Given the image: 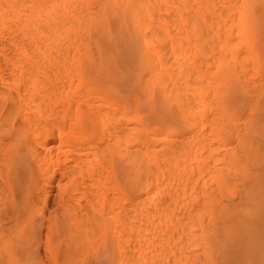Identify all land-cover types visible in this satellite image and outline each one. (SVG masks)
Segmentation results:
<instances>
[{"label":"bare ground","instance_id":"6f19581e","mask_svg":"<svg viewBox=\"0 0 264 264\" xmlns=\"http://www.w3.org/2000/svg\"><path fill=\"white\" fill-rule=\"evenodd\" d=\"M157 1L158 0H0V219L4 218L6 216H8V218L14 216L13 215L14 209L10 208V206H13L14 194L17 196H21V197L23 196L22 195V192H23L22 189L23 188L21 189V186H22L23 182L25 181L26 176H28L29 173H30V175L31 174L34 175V174L40 172L41 175H43L50 167H52L49 169V170H52L51 171L52 174L47 172L49 174L48 177H52L54 174H56V173H54L56 171L54 169H58L60 171V174L62 177H68V178H66L67 181L65 180V182L69 183L70 177L73 180H75L74 177L76 175H78V177H79V175L81 174V172L83 170V168H82L83 164L82 163L87 161L86 163L89 164V166L87 168H89V169H88V171L86 170L87 173L84 171V174H82L81 178L79 177L78 179H81V181H82L84 179V177L85 176L87 177V175H88V178L85 177L86 178L85 180L87 181V179H88V181H89L90 180L89 179V177H90L89 173L90 174L91 173L97 174L98 177L103 175L101 170L99 171L100 173L98 171H97L98 173L96 172L98 167H94L97 169H95V172H92L94 169L92 167H90V163L93 164V161L91 162L90 158H89V160H86L88 158L84 157L85 155H87L85 153L89 154L92 151L88 152L87 150H85L86 151V152L84 151L85 153H81V154L78 153L79 150L77 151L76 149L78 148V146H80V143L77 144V148L75 149L77 152L75 150H68L69 148L66 151H64V150H61L62 147H61V149L59 148L60 150H57L58 146L59 147L63 146V143L68 141L67 140L68 138H66V137H68V135L71 132L72 133L70 135L73 137L72 134H74L73 133L74 131H72V127L74 128V125L71 124L73 121L70 122V124H69L70 126L69 127L67 126V127L69 129H71L70 130L71 132L69 131V129H67V131H69V134H67L66 125L69 122H67V124L65 125L66 116L64 115L63 112L61 113L62 116L60 115V117L56 115L58 113V111L61 110V109L58 110L56 108V106L58 105V103H60V105L63 104L64 107L67 105H71L73 103V101H72L73 98L71 97L72 98L71 99L70 97L64 96L63 99L59 100L58 97H60V96H58L54 100L55 104H57L54 107V101H52L53 102L52 103L50 101L51 100L50 97H49V99H47L46 97L44 99L43 98L41 99V96H44V94L43 95L40 94V96H38L39 94H37V92L40 90L35 89L37 85L35 86V84L34 83L32 84L31 81L35 77H37V78L40 77L41 74L43 77H44L43 74L48 75L49 72L51 74V71L54 72L53 74L55 76V70L54 69H56V70L58 69L57 70L58 72H59V70L61 71V69H62V72H63V69L68 70V72H70V73L74 70L73 72L77 71V73L75 72V74L79 73V75L81 77L85 76L87 78L88 77L89 78H95V77L103 78L104 76L106 77V75L108 74V70L110 69L108 67V65L111 64L112 61H114V60L117 61L116 58L119 56L120 51L123 49L125 44H128V42L131 43L132 46H134L133 47L135 49L134 56H135L136 60L138 61V63H140L148 73H150L154 78L157 79V77L162 72L160 73V71H159L160 69L156 68L157 64H155V63H158V62H156L155 59L158 58V60H159V57H157V55H158V53H161V55H162V52H164V54L166 53V55L163 54V58H165L164 56L169 57L168 56L169 52H167V49H166L167 46L163 45V44L161 45V42L164 39V37H166L165 31H167V28H168L167 26H169L170 23H172V25L176 24V22H174V21H175V18H177V14L173 15L171 13L172 14L171 15L170 12H168L169 10H167V8H166V7H168V6H166L168 3L166 5H164V6H166L164 8V7H162L163 5H161L160 2H159L160 3L159 4ZM20 5H21V7H20ZM171 5L173 6V4H170V7H171ZM171 8L173 9L175 7L173 6ZM162 12H164L165 14H163ZM183 13L184 12H182V14ZM179 18H180V16H179ZM189 18H191V17H189ZM176 20H178V18ZM18 23L20 25H18ZM180 23H181V21H180ZM182 23H185V22H182ZM187 24H189V23H187ZM75 25L76 26L82 25V28H80V30L81 29L83 30V28H84L83 31L85 32V30H86L88 33V36H86L87 33L85 32L86 38L80 39L78 37L80 39L79 42L78 41L76 42L77 34L74 31ZM7 26H10L11 28L9 27L10 29L6 30ZM77 28H78V26H77ZM186 30H187V28H186ZM88 37L89 38L91 37V38L89 39ZM176 40H179V39H176ZM108 41L109 42L111 41V43L114 42L115 44H111ZM166 41H167V39H166ZM172 43H174V42H172ZM105 45H108V46H105ZM111 45L115 46L113 52H110V50L109 51L105 50V48L110 47ZM187 46H188V44H187ZM183 47H184V44H183ZM173 50H174V48H173ZM182 53L183 52H181V54H180L181 57H182V55H184V53L183 54ZM161 59H162V57H161ZM167 59L168 58H165L164 60L167 61ZM164 60H163V63L166 62ZM174 60H175V58H174ZM125 62H127V61L125 60ZM159 62H161V61H159ZM171 62H172V60H171ZM175 62H173V63H175ZM162 65H164V64H162ZM171 66L174 67L175 65L172 64ZM170 69L171 68H169V70ZM178 69H179V67H178ZM162 70H164V69H162ZM164 71H166V70H164ZM59 73H61V72H59ZM165 74H168V73L166 72ZM72 75H74V74H72ZM42 76L39 79H34V80L39 81L40 79H44V78L46 79V77L42 78ZM59 76L62 77L61 75H59ZM161 76H162V74H161ZM23 77H25V78L31 77L32 78V79L30 78L31 81L26 79L27 82L29 81L28 86L26 85L27 82H25V80H23V79H25ZM60 77H58V78H60ZM76 77H77V75H76ZM153 77H152V80H153ZM147 78H149V77H147ZM79 80L80 79H78V81ZM192 81H194V79H192ZM32 82H34V81H32ZM43 82L45 83V81H43ZM70 82H71V79H70ZM170 84H172V83H170ZM47 86H48V83H47ZM180 87H182V86H180ZM174 88H175V86H174ZM197 88H199V87L197 86ZM45 89L46 88H44V90ZM48 89H49V87H48ZM51 89H52V87H51ZM35 90H38V91L36 92ZM179 90H177V91H179ZM169 91L172 92V90H170V89H169ZM35 92H36V97L38 96L40 98L34 97ZM110 92H112V90ZM184 92H186V91H184ZM43 93H44V91H43ZM176 93H179V92H176ZM65 94H66V91H65L64 95ZM167 94L169 97V93H167ZM184 94L180 93L179 96L178 95L176 96V94H175V96L173 97L174 101L172 98H171L172 99L171 101H173L174 104L176 103L177 106L179 105V107L182 106L180 115L187 121V123L191 127L190 130H186V132H185L187 135V138L185 136H182L181 132H178L175 130L162 131V132H155V130H152L151 133H153V135H152L153 137L150 138V137H148L149 136L148 132L150 130H144L143 129L144 127L142 128L141 126H139L141 124H137V122L135 120L136 119L135 115H137V114L134 115L135 119L131 118L133 116V114H131L132 116L130 115V117L128 118V114L126 116V114H123V113H122V116H120L118 118H114L112 116H111L112 117L111 118L110 116L105 115V114H109L108 111H104L107 113H104V115H103V113L98 114V116H99L98 120L100 122L98 121L99 123L94 127L97 139H98V141H101L102 144L95 143L92 141L95 144L92 145L91 143H89V145H90V148H92L91 146H93V148L101 149L104 152V153L103 152H101V153L104 155L106 154L105 150L107 147L110 148V151L112 149V151L115 152L113 155L111 153H108L105 156H103L102 154H99V151H101V150H98V154L102 155L101 158H103V160L105 158H107V159L117 158L119 160V165H117L116 168H114V170L116 169L117 173L125 179L124 180V186H126L127 188H129L130 190L133 191V195L130 197V200H129V203H130L129 204L130 209H128L129 211L132 210L131 208L135 209L136 207H138V204L142 200H144L148 197H150V199H151L149 202L150 203L149 206L150 205L152 206V203H153V205L154 204L156 205L157 196L160 195L159 197H161V195L164 196V194H166V192L168 193V196L166 194V197H168L167 201L166 200L160 201L161 198H159L160 200H158V199L157 200H158L159 204H162V206H160L161 208L159 207L160 210L161 209L165 210V208H163V207L164 206L167 207V204L169 206V210H168L169 212H167V214L169 213V215H167L165 213L166 211H163V210H161V211H163L162 213H165V215H167V217L164 216V218L168 219V222H169L168 227H170L169 229H167L168 228L167 226H166L167 228H165V230L166 229L169 230L170 241L172 242L170 248L169 249L167 248L168 252L171 254V256L170 255L169 256L172 257L170 264H231L229 262V259L232 257H235L239 253L238 251H236V246L234 244L235 239L233 240V235L235 236V234H236L235 233L236 230L234 229V226H235L234 224L235 223L238 224V222L239 223L241 222L240 225L244 226L243 227L245 229L244 231H246L247 233H250V230H251L250 228H252V227H249L250 222L246 223V221L248 219H251V216H253L254 214L255 215L258 214L259 211H258V207H257V209H255L254 208L255 206L251 203V196H252L251 190L252 189H250L251 184L248 183L250 180H251V182L253 180L250 178V177H253L252 175L255 172L253 166L250 167L251 168L250 172H249L250 174L248 173L247 168L243 167L244 165L243 166H241V165L235 166V168L238 167V169H240V168L245 169L244 171H246L248 174H246V172H243V173H245V176L242 173H240V174H242L244 177H246V175H247L246 179L243 178L242 175H238V173L235 172V171L238 172V169L235 170L234 168H231L230 169L231 171L228 169L230 167H233L231 165H233V164L235 165V163L238 164V162L243 161L245 158H247V155H246L247 151L243 147L244 146L243 143L246 142L245 140H247V139H249V141H251L249 143V141L247 140V144L254 143L252 136H251V132H253L254 130L251 131L250 127H248V126H247L248 129H246L245 127H241V129H239L238 127H234L233 124H232L233 127H230L229 125L228 126H219L217 124L218 122L214 123V122H216V121H214L213 123L209 124V131L206 134L205 133L203 134L202 131L204 129V124H205V122H204V119L206 118L205 115H207L209 111L206 110V108H205L206 106L203 107L205 109H201V106H199L200 108H198V106H196L195 104H194L195 105L194 106L192 103V100H191V104L187 105V103H185V101L187 102L188 100L185 99L186 95L184 97L183 96ZM45 95H47V94L45 93ZM61 95H62V93H61ZM165 96H166V94H165ZM52 98H54V97H52ZM85 102H86V100H85ZM79 103H80V101H79ZM74 104H76V103H74ZM77 105H78V103H77ZM97 105L99 106V104H97ZM85 106H89V105H85ZM93 106L96 107V104ZM100 106H102V104ZM91 107L92 106H90V108ZM179 107L177 108V110H179L178 112L180 113ZM62 108H63V106H62ZM65 108H63L62 111ZM68 108L71 109V107H69V106L66 109H68ZM96 108H98V107H96ZM66 109H65V111H67ZM100 109H102V108H100ZM209 110H211V109H209ZM74 112H77V111L74 110ZM109 112H111V110ZM67 113H69V112H67ZM73 114H72V117H75L74 120H76L77 119L76 113H75V116H73ZM94 114H96V113H94ZM210 114H211V112H210ZM225 114H227V113H225ZM100 115H103V116H100ZM213 116H215V115H213ZM213 116H212V118H214ZM216 116L218 118L220 117V115L219 116L216 115ZM103 117H104V119L100 120ZM131 119L135 120V122H132ZM211 120H213V119H211ZM224 120H226V119H224ZM128 121H131L132 123H129L128 124L129 125L128 130L123 132L124 131L123 128L127 127V126L125 127V125L128 123ZM236 121H237V119H236ZM243 121H242V123L244 125L246 122L244 123ZM227 122H226V124H229ZM73 124H74V122H73ZM71 125H72V127H71ZM105 127H106V129H105ZM140 127H141V129H140ZM257 127H258V125H257ZM242 128H245V129H243V132L241 131ZM142 129H143V131H145L144 134H143V131H142V133L140 132ZM105 130H107L108 134L106 133ZM200 130H201V132H200ZM132 131H134V132L139 131L138 133H141L143 135L139 139V141H140L139 145H138V138L140 137L139 135H138L139 137H136V138L135 137L128 138V136H126L128 132L130 133ZM122 133L126 134V135L124 134V136H126L127 141H126L125 137L123 135H121ZM198 133H200L201 135H199ZM66 134H67V136H66ZM132 136H134V134ZM198 136H201V137H198ZM76 137H78V136L76 135ZM112 137H114L116 139L113 140ZM182 137H184L186 139L183 140ZM65 138H66V140H65ZM105 138L106 139L111 138L112 142L113 141H115V142H113V144H108L111 141L108 142L109 140L107 141ZM148 138L151 139L152 142L151 141L150 142L152 144L149 143ZM136 139H137V141H136ZM191 139L192 140L199 139L201 141H199V143L197 145H195L194 143H191L192 147H190L191 145L187 146L186 143H188L189 142L188 140H191ZM225 139H229L231 141V143ZM121 140L123 142H126V143L124 144ZM167 142H169V143L171 142L169 144L170 147L165 148L168 151L166 150L167 151L166 154L162 156V154H164V152L162 153V151H161L162 149L160 150V148H158V146L156 147L155 143H159V144H163V145L166 143V146H167L168 145ZM67 143H69V142H67ZM67 143H66V145H67ZM72 143H70V144H72ZM77 143H78V141H77ZM195 143H197V142H195ZM260 143H257L255 141V144H256V146L258 145V148H260ZM193 144H194V146H193ZM255 144H254V146H255ZM89 145L87 144V149H88ZM137 145L139 148H136ZM85 146H86V143H85ZM85 146H83L81 148H84ZM252 146H251V148H252ZM72 147L74 148V146H72ZM75 147H76V144H75ZM248 148H249V146H248ZM55 150H56V153L53 152ZM95 150H97V149H95ZM263 150H264V148H263ZM159 151H161V153H162V154H160L162 156V158L163 157L164 158L169 157L170 160L173 159V161L171 160L172 162H170V163L168 161L166 164L164 163V165H165V166H163L164 169L161 168V166H160L161 162L156 163L157 165L155 164L157 166V168L154 167L155 165L152 166L153 163H151L152 165L151 164L150 165L152 168L154 167L155 171L150 172V168L144 166L143 162L146 161V163H148L147 161L151 162V161H155V160L156 161L160 160V158H159L160 155L158 154ZM95 152L96 151H94L91 154H93V156H94V155H96ZM216 154H219V156L221 155V157L215 156ZM114 155H116V156H114ZM89 156H90V154H89ZM90 157L92 158V156H90ZM166 158H165V160L168 159V158L167 159ZM107 159H105V162H107V164L108 163L110 164V162H108L109 160H107ZM246 160H248V159H245L244 162ZM68 161H70V163L64 164L65 162H68ZM175 161H176V163L173 166L172 164H174L173 162H175ZM210 161L213 162L212 165H208V164H211V163H209ZM218 161H223L225 164L227 163L228 164L227 166L229 168L226 169L223 166V168H225V170H226L225 171L223 169L221 170L222 167L221 168L219 167L220 168L219 170L222 171L223 174L218 170L219 173H221V174H219V173L218 174L221 176L218 178L219 180L217 179V181L215 182V184H214L215 187H214V185L211 187L210 184H209L210 185L209 188H207L206 185L201 187L202 184H205V179H204V182H202L203 179L200 176H202V173L204 175L205 171L207 173H209L207 170H210L211 168H214V170H215V164L218 163ZM103 162H102V164L100 163V165L106 167L107 164L104 165L105 162H104V164H103ZM114 162L116 163V161H114ZM244 162H242V163H244ZM48 163L50 164L49 165L50 167L47 166ZM97 163L98 162H95L94 165L97 166L99 164V163L98 164ZM85 165L86 164L84 163V167L87 166V165L86 166ZM100 165H98V166H100ZM247 165H249V161H248ZM184 167L185 168L188 167L185 169V170H187L185 174H184L185 170H183ZM91 168H92V170H90ZM217 168H218V166H217ZM259 168H260V166H259ZM108 169H110V166ZM188 169H189V171H188ZM58 170H57V172L59 173ZM180 170H181V172H180ZM108 171L111 172L112 169L107 170V173H108ZM211 171H213V169ZM211 171H210V173H211ZM224 171L227 173H225ZM240 171L242 172V170H240ZM85 173L87 175H85ZM158 173L162 176L163 175L166 176V178H165L166 181H164V182L167 184L169 181V185L167 184V187L165 186L164 182H162V183H164V186L159 184L161 182L162 176L161 177L159 176L160 180L156 181L158 179ZM255 173H256V177H258L260 175L257 172H255ZM153 174L155 176H153ZM194 174H196V177H194ZM216 174L217 173H215L214 176ZM149 175L153 176V179L155 177L154 181L156 183H154V185H153V182H149V183L147 182L148 178L150 177ZM109 176H111V175H109ZM106 177L107 176H105V177L103 176L102 178H106ZM112 177L114 178V176H111V178ZM32 178L35 179L34 177H32ZM162 178H164V177H162ZM114 179H113V181H114ZM214 179H212V181H214ZM255 179L256 178H254L253 181H255ZM109 180H111V179H109ZM113 181H112V183L117 184L116 181H114V182ZM35 182H37V180ZM39 182H38V184H39ZM75 182L76 181H74V183ZM78 182H80V181H77L75 183L74 186H76V187H73V190H75L74 188H77L78 186H80V184H82V186L84 185L83 187H88V185H89V183L87 185H85L84 183L79 184ZM109 182H111V181H109ZM109 182H107V183H109ZM256 182H252L253 187H254V183H256ZM157 183L161 186H159ZM92 184L95 185L94 183H92ZM102 184L106 185L103 189L104 194L102 193V195L104 196L105 193H107V192H104L105 188H108L107 186L109 184L107 185L106 182L105 183L103 182ZM111 184H110V188L113 186V184H112V186H111ZM115 184H114V186H115ZM259 184L255 185V186L257 187ZM51 185H52V183H51ZM51 185H50V183L46 182V180H43L42 182H40V185H39V191L37 194L38 197H37V195L34 194L36 196L35 199H32L31 197L29 200L27 198H24L25 202H29V204H31L30 201L33 200L34 202L33 201L32 202L35 203V200H36V203L38 204L37 201L38 200L40 201L42 199V197L46 196V193L48 194L49 191L52 190ZM67 185H69V184H67ZM97 185L94 187V189L92 188L93 186L92 187L90 186L91 188L88 187L87 189L95 190L98 187ZM55 186H59V184L57 185V183H56ZM63 186H65V185H63ZM63 186H61V184H60L58 189L61 190V188ZM114 186L112 187L113 190L115 189ZM100 187H98V189H100ZM160 187H162V188H160ZM78 188L80 189V187H78ZM257 188H258V190L255 188L257 190V192L261 191L260 185ZM83 190L81 189V191H83ZM33 191H35L37 193V189L33 190ZM84 191H83V193H84ZM95 191L97 192L100 190H95ZM95 191H93V192H95ZM116 191H118V190H116ZM158 191L159 192L163 191L164 194H158ZM25 192H26V190H25ZM68 192L69 193L66 192L68 195H70V193L73 194L70 190ZM76 192H77V190L75 191V193ZM85 192H87V191H85ZM91 192L89 191L85 195H88V193L90 195ZM253 192L255 193L256 191L253 190ZM28 193H29V191H28ZM30 193H32V197H34L33 192L31 191ZM77 193H76V195H77ZM98 193L99 192H97L95 194V197H97V198H95L96 201L99 197V196H97ZM79 194L83 195L82 192L80 193V190H79ZM117 194H118V192H117ZM73 195H71V197L67 196L68 198L65 196L64 197L71 201V198ZM102 195L100 197H102ZM232 195L238 196L237 202L233 201L234 197L230 198V196H232ZM92 196L94 197V194L91 195V198H92ZM76 197H78V196H76ZM73 198L75 199V196ZM85 198H86V196H85ZM117 198L118 199H125L122 197L121 198L117 197ZM117 198H114V200H116V202L118 201ZM81 199H82V197L79 198L80 201H81ZM87 199H88L87 202H89V203L92 201V199L89 201V199H90L89 196L87 197ZM152 199H155V201L153 202ZM235 199H236V197H235ZM69 200H68V203H70ZM114 200L112 197H110V200L108 201L109 202L108 205H110L111 207H112V204H113V206H115V205L117 206L120 201L117 204H116V202L114 204V202H113ZM72 201L70 204H68L65 201L67 203L66 204L67 207H68V205L73 206V204L75 202L73 203ZM82 201H83V203L81 206V202L76 200V202L80 203V205L78 204L79 206H81L84 209H85V207H86V209H89L90 208L89 205L84 206V203H86L85 202L86 200L84 201V199H83ZM110 201H112V202H110ZM62 202L65 206L63 209L66 210V205H65L64 201H62ZM40 203H43V201ZM99 203L101 204V202H99ZM120 203L119 204L122 205V207H123L124 206L123 203L122 202H120ZM144 203H146V202H144ZM195 203H198L197 206L195 205ZM63 204H62V206H63ZM91 204H93V203H91ZM100 204H98V206ZM74 205L76 206V203ZM239 205L241 207H239ZM151 206L149 207L150 211L152 209H153L152 211H154V209H155L154 206H153V208H151ZM31 207H32V205H31ZM40 207H41V204H40ZM122 207L120 206L119 209H121ZM145 207H146V205H145ZM148 207H146L145 210L142 207L143 212H145V213H143V215H145V214L149 215L150 214V213L149 214L146 213V211L148 210ZM4 208H7V209L10 208L9 210H7L8 213L7 212L4 213V210H3ZM28 208H30V205L28 206ZM76 208L79 211L83 210L82 208L81 209L78 208V206H76ZM124 208L126 209V207L122 208L125 211ZM30 209H33V208H30ZM70 209L72 210V208H70ZM119 209H117V211L115 210L113 212H119L118 211ZM75 210L76 209H74V211ZM78 210L76 211L75 214L79 213ZM156 210H157V208L155 209V211ZM67 211L70 212L69 215H67V216H70V214L72 212L69 211V207H68ZM87 211L84 214V216L87 215L86 216L87 219H89V217H93V218H96V221H97V219H98V221H100L98 216L100 217L101 213L92 212L90 209ZM89 211H91L92 213H90ZM109 211H111V210H109L107 208V212H109ZM124 211H122V214L124 213ZM161 211L158 213H161ZM98 212H99V209H98ZM100 212H102V211H100ZM120 212H119V215H120ZM133 212L130 213L129 215L127 214L128 216L126 215L127 217H125V219L126 218L127 219L132 218L130 221L131 224H133L134 221L136 222V220H133L134 214H135L134 216L140 215L142 217V215H141L142 213L137 212V211H135L136 213L135 212L133 213ZM60 213L63 214L65 212L62 210L57 214H60ZM89 213L91 214V216ZM19 214H20V212H19ZM19 214H18V216H19ZM92 214H95L96 216L98 214H100V215H98L97 217L96 216L94 217ZM122 214L120 216L123 217L125 214L124 215H122ZM131 214H133V215L130 216ZM136 214H138V215H136ZM24 215H27V214L24 213ZM24 215H21L22 217L19 216V217L15 218V221L19 222L20 218L25 217ZM60 215H58V216H60ZM102 215H104V214H102ZM108 215L109 214H107V217H105V218H107L106 220L110 219L108 217ZM154 215H156V214L154 213ZM16 216H17V214H16ZM151 216H152V213H151ZM159 216L162 217L161 214ZM66 217H64V218L66 219ZM102 218H104V216H102ZM114 218H115L114 220L112 219L113 222H111L112 221L111 219H110L111 221L109 220L113 226L110 227V224H109L110 222H109L107 224V227L109 225V227L111 229L112 228L116 229L117 227H120V225H122V223H121L120 225L117 226L116 224H118L119 222L116 223V221H117L116 217H114ZM25 219H26V217H25ZM138 219H142V218H138ZM143 219H144V216H143ZM169 219H170V221H169ZM68 220H70V219H68ZM20 221H25V220L22 219ZM92 221L89 220L87 222V224L91 223ZM138 221L140 222V220H138ZM144 221H146V220H143V222ZM163 221H165V220H163ZM251 221H253V220H251ZM16 222H14V223H16ZM82 222H80V223H82ZM160 222H162V221L160 220ZM80 223L78 222V224H80ZM94 223H96V222L93 221L92 224H90L91 228H89L87 226V229H89L88 231H91V229H93V228H94L93 231L94 230L96 231L97 228L95 229V227L93 225ZM100 224L102 225V222ZM114 225L117 227H114ZM14 226H15V224H14ZM82 226H83L82 229H84V225H82ZM250 226H252V224H250ZM3 227H5V226H3ZM3 227H2V229L0 227V232H2L1 233L2 235L7 233V232H4L6 230ZM17 227H19V225ZM17 227H14V228H17ZM64 227H65V225H64ZM237 227H239V226H237ZM121 228H122V226L120 228H117V229H121ZM57 229H58V226H57ZM77 229L79 230V227ZM72 230H73V228H72ZM238 230H240V229L238 228ZM252 230H253V228H252ZM114 231H116L118 233H116ZM114 231H112V234L114 235L115 238L117 236H121V238H122V235L125 234L124 232H121L123 230H118V231L114 230ZM83 233L81 232L80 235H82ZM85 233H86V231H85ZM114 233L116 234V236ZM94 234H96V233L94 232ZM134 234H132V235H134ZM255 234L256 235L259 234V236L261 235L263 237L264 236V225H263V228H261L259 231L258 230L255 231ZM87 235H89V233ZM9 237H12V236L9 235ZM168 238L169 237H167V239ZM131 239H130V241H131ZM114 240H115V242H117L118 239L117 240L114 239ZM123 240H124V242L128 241V240H125V238H122V241ZM241 240L243 243V238ZM246 240L249 241V239H246ZM119 241H121L120 237H119ZM122 241L120 242V245H121ZM26 242H27V239H26ZM169 242H165V243L167 244ZM246 242H244L245 244H247L246 245L247 248H245V249H248V252L251 251V253H253V251H254L256 254H258V259L255 257L256 259L254 258V260L255 261L257 260V261L256 262L254 261V262L256 264H264V254H263L264 246H263V244L262 243L250 244V243H248V242L246 243ZM244 243H243V245H245ZM127 244H128V242H127ZM169 244H167V245L169 246ZM14 245H15V243H14ZM128 245H126V244H125V246L123 245L125 247V249L123 246H122V248H120L121 246H119V245H117V246H119V248L123 250V251H121L119 249L122 253H124V251H125L124 254H126L127 252L129 253L131 251V249L129 251H126L127 250L126 248ZM167 245H165V246H167ZM165 246H163V247H165ZM243 248H240V249L243 250ZM242 250H240V251L242 252ZM1 251H4V250L2 249ZM116 251H118V250H116ZM109 252H112V251L110 250ZM4 253L6 256V252H4ZM4 253L1 252V254H4ZM116 253L118 254V252H116ZM244 253H246V251ZM121 254H118V255L121 257L122 260H125L126 256H125V258H123L124 255L123 254L121 255ZM140 254H142V253H140ZM152 255H153V253H152ZM119 256H118V258L120 259ZM246 256H248V253ZM132 257H134V255ZM132 257L129 256L127 258L128 260L131 259L130 264H132L134 262V261H132V260H134ZM253 257L254 256H252V259H253ZM0 258H1V255H0ZM122 260L120 262H122ZM126 260H125V262H126ZM231 260H233V259H231ZM242 261H243V259L240 260L239 264H242L243 263ZM0 262H2L0 264H5L6 261L0 260ZM123 263H120V264H123ZM125 264H127V262Z\"/></svg>","mask_w":264,"mask_h":264},{"label":"rangeland","instance_id":"374dc122","mask_svg":"<svg viewBox=\"0 0 264 264\" xmlns=\"http://www.w3.org/2000/svg\"><path fill=\"white\" fill-rule=\"evenodd\" d=\"M157 2L158 3L160 2L161 5H163L162 7H164V8L166 6H168V7H166L167 10H169L168 12H170V14L172 13L173 15L177 14V18H178V20H176L177 18H175L174 22H176V24L172 25V23H170V25L167 26L168 28L166 27L167 28V31H165L166 37H164V39L162 40L163 43L161 42V45L163 44V45L167 46L166 49H167V52H169L168 53L169 57L164 56L165 58H168L166 61V60H164L165 58H163L164 52H162V55H161V53H158L157 57H159V60H158V58L155 59V61L158 62L155 64H157L156 68L160 69L159 70L160 73L162 72L161 73L162 76L160 74L157 77V79L154 78L150 73H148L140 63H138V61L136 60V58L134 56V54H135V49L133 48L134 46H132L131 43H129V42H128V44H125L123 49L120 51L119 56L116 58L117 61L114 60V61H112L111 64L108 65V67L110 69L108 70V74L106 75V77L104 76L103 78H100V77H95V78H89L88 77L87 78L85 76L81 77L79 75V73L75 74V72L77 73V71L73 72L74 71L73 70L70 73V72H68V70H64V69H63V72L65 71L64 73L62 72V69H61V71L59 70V72H61V73H59L57 71L58 69L57 70L54 69L55 70V76L53 74L54 72H52V71H51V74H50V72L48 73V75L43 74L44 77H46V79L41 74L40 77L42 76V78H44V79H40L39 81L38 80L35 81L34 79H39L40 77H38V78L35 77L33 79L31 77H28V78L23 77V78H25V79H23V80H25V82H27L26 79H28L29 81H31V79H32V81H34V82L31 81V83L32 84L34 83L35 86L36 85L38 86V87L36 86L35 89L40 90V91L35 90L36 92L38 91L37 92V94H39L38 96H40V94L41 95L44 94V96H41V99L42 98L44 99L45 97L47 99H49V97H50L51 98L50 101L52 102L58 96L61 97V98L58 97L59 100L63 99L64 96L73 98V99L71 98L73 103L71 105L65 106L66 108L69 106V107H71V109L70 108L66 109L64 107V105L63 104L60 105V103H58V105H57V104H55V101H54V107H55V105H57L56 108L58 110L61 109L60 111H58V113L56 115L60 117V115L62 116L61 113L63 112L64 115L66 116L65 125L67 124V122H69L66 125V131H67V129H69L68 127L70 126L69 125L70 122H72V121L74 122V124H73V122L71 123L72 125H74V128L71 125L72 131H74L73 132L74 134H72L73 137L70 135L72 132L70 131L71 129H69V131L71 133L69 134V131H67V134H69L68 137H66V138H68L67 139L68 141L63 143V146H60V147L58 146L57 150H60L61 147H62L61 150H64V151H66L68 148H69L68 150H75L77 148V144L80 143V146H78V148L76 149L77 151L78 150L80 151V152L78 151V153H80V154L85 153L86 152L85 150H87L88 152L92 151L89 153L90 156H92V158L89 156L88 153H85L88 156L85 155L84 157L88 158L86 160H89V158H90L91 162L93 161V164H91L89 162L90 167H92L94 169L92 172H95V169H97L94 167H98L96 172L97 171L99 172L101 170L103 175L101 174L102 176L98 177L97 174H94V173L93 174L91 173L92 174L91 175L89 173L90 172L89 171L88 173L90 175V177H89L90 180L88 181V179H87V181H86L85 179L88 178V175L86 174L87 173L86 170L88 171V169H89V168H87L89 166V164L86 163L87 161L82 163L83 164L82 165L83 170H82L81 174L79 175V177L81 178L82 174H84V171L86 172L85 175H87V177L85 176L86 178L83 176L84 179L82 181H81V179H78L79 177H78V175H76L74 177L75 180H73L70 177L69 178L70 182L69 183L65 182V180L67 181L66 178H68V177H62L60 174V171L58 169H54V170H56L54 172L56 174H54L52 177H48L49 174L47 172L52 174V172H51L52 170H49L50 168H52L49 166L50 162L47 164V166L50 168L45 172L46 174L44 173L45 175L44 174L41 175L40 172H38L34 175H32V174L30 175V173H29L28 176H26L25 181L23 182V184L21 186V189L23 188L22 189L23 190V192H22L23 196L21 197V196H17L14 194L13 206H10V208L14 209V212H13L14 216H12L10 218H8V216H6V217L0 219L1 229L3 226H5V227H3L6 230L4 232H7L3 235L1 234L2 232H0V249L4 250V251L0 250V255H1L0 260L6 261L5 264H120L123 262H124L123 264H125L126 262H127V264H130L131 259L128 260L127 258L129 256L132 257L133 255H134V257H132V258L134 260H132V261H134L133 262L134 264H143V263L144 264H170L172 257H170L171 254L168 252L167 248L168 249L170 248L172 242L170 241L169 230H167L170 228V227H168L169 222H168V219L164 218V216L167 217V215H169V213L167 214V212H169L168 211L169 206L167 204L168 208L164 206L163 208H165V210L161 209L163 211H166L165 213L167 215H165V213H162L163 211H161L159 209V207L162 206V204H159V202H158V200H160L159 198H161L160 201H163V200L167 201L168 197H166V194L168 196V193L166 192V194H164L163 191H160V192L158 191V194H164V196L161 195V197H159L160 195L157 196L158 200L155 198L156 196L154 197L158 203V204L156 203V205L157 206L159 205V206L157 207L155 204L153 205L152 202H151L152 206L150 205L151 208H153V206L155 209L157 208L156 211H155V209H154V211H152L153 209L150 211V209H149L150 203L149 202L151 199H150V197H148V198L142 200L141 201L142 203L140 202L142 205L139 203L138 207H136L135 209L131 208L132 210H130L131 211L130 212L128 210V209H130L129 200H130V197L133 195V191L130 190L129 188H127L126 186H124V180L125 179L117 173L116 169L114 170V168H116V166L119 165V160L117 158H114V159L105 158V159L109 160L108 162H110V164L109 163L107 164V162H105V159L103 160V158H101L102 155L105 156L108 153H111L113 155L115 152L112 151V149L110 151V148L107 147L105 150L106 154L104 155L101 153V152H103L101 149L93 148V146H91L92 148H90L89 143H91L92 145L95 143L102 144V142L98 141V139H97L94 127L100 122L98 120L99 119L98 114L103 113V115H104V113H107L104 111H108V113H109V114H105V115L110 116V117L112 116L114 118H118V117L122 116V113L126 114V116L128 114V118L130 117L131 114H133V116L131 115L132 116L131 118L135 119L134 117L136 116L135 120H136L137 124H141L139 126H141L142 128L144 127L143 128L144 130H150L148 132L149 133L148 137H150V138L153 137L152 136L153 133H151L152 130H155V132L175 130V131L181 132L182 136H185L187 138V135L185 132H186V130H190L191 127L187 123V121L180 115L182 106L179 107V105L177 106V104L176 103L174 104V102H173L174 101L173 97L175 96V94H176V96L177 95L179 96L180 93L181 94L185 93L183 96L185 97V95H186L185 99L188 101L187 102L185 100L184 101H185V103H187V105L191 104V100H192L193 105L195 104L196 106H198V108H200L199 106H201V109L206 108V110L209 111L208 114L205 115L206 118L204 117L206 120L204 119L205 124H204V129L202 131L203 134L204 133L206 134L209 131V124L213 123L214 121H216L214 123L218 122L217 124L219 126H228L229 125L230 127H233V125H234V127H238L239 129H241V127H245L246 129H248L247 128V126H248V127H250L251 131L254 130L253 132H251V136H252L254 143L247 144V140L249 141V139H247V140H245L246 142L243 143L244 146L242 145L247 151V153H246L247 158H245V159H248V160H246L244 162V160H245L244 159L243 161L238 162V164L235 163V165L234 164L231 165L233 167H230V168L227 166L228 165L227 163L225 164L223 161H218V163L215 164V170H214V168H211L210 170H207L209 173H207L206 171L205 172L207 174L204 172V175H203V173H202L203 177L202 176H200V177L203 179L202 182H204V179H205V184H202V186L201 185L200 186L203 187L204 185H206V187L209 188L211 185V187H212L215 184V182L217 181V179L221 176L219 174H221V173L223 174V172L219 170L221 167H222L221 170L222 169L225 170V168L226 169L229 168L228 170H230L231 168H234L235 170H237L238 167L235 168V166H238V165L243 166L244 165L243 167L247 168V171L249 173L250 169H251L250 167L253 166L254 171L257 172L258 174H260L258 177H256V173L254 172L255 175L253 174L252 176L254 178H256L255 181H253L254 180L253 177H250L251 179H253L252 182H256L258 180L256 183L257 184L260 183L259 184L260 188H261L260 189L261 191H259L260 193L257 192V190H258L257 187H259V185L256 187L255 185H257V184L254 183V187H253V185H252L253 183L251 182V180L248 182L249 184H251L250 189H252L251 190L252 191L251 203L255 206L254 207L255 209H257V207H258V211H259L258 214H256V215L254 214L253 216H251V219H248L246 221V223L250 222L249 227H252L253 230H252V228H250L251 229L250 233H247L246 231H244L245 230L243 228L244 226L240 225L241 222L240 223L238 222V224L237 223L234 224L235 225L234 229L236 230L235 231L236 234H235V236L233 235V240L235 239L234 244L236 246V251H238L239 253L235 257H232L229 259V262L231 264H239L241 259H243L242 264H245V263L246 264H249V263L250 264H256L255 262L257 260L255 261L254 258L256 257L258 259V254H256L253 250H252L253 253H251V251L248 252V249H245V248H247V246H246L247 244H245L244 242L247 241L250 244L262 243L264 246V241H263L264 236L262 237L261 235L259 236V234H257V235L255 234V231H257V230L259 231L261 228H263V225H264V207H263L264 206V182H263L264 181V160H263L264 159V150H263V148H264V145H263L264 144V140H263L264 139V0H188V1L187 0H158ZM170 4H173V6L175 8L172 9L171 7H173V6L171 5V7H170ZM164 5H166V6H164ZM20 7H21V5H20ZM182 12H184V13L182 14ZM162 13L165 14L164 12H162ZM179 16L181 19L179 18ZM185 17L187 19L189 17H191V18H189L188 19L189 21H188ZM180 21H181V23L182 22H185V23L181 24ZM186 22L189 24H187ZM18 25H20V24L18 23ZM77 26H78V28H77ZM77 26L75 25L74 31L77 34L76 42L77 41L79 42L80 39L86 38L85 32L87 33V31L85 30V32H84L83 31L84 28H83V30L82 29L80 30V28H82V25H77ZM9 27L10 26H7V29L6 28L5 29L9 30L11 28V27L10 28ZM186 28L188 31L186 30ZM86 36H88V33ZM165 38L167 39V41ZM175 38L179 39L181 42L179 40H176ZM172 42H174V43H172ZM109 43H111V41ZM111 44H115V43L113 42ZM183 44H184V47L186 49L183 47ZM187 44H188V46H187ZM105 46H108V45H105ZM114 48H115V46L111 45L110 47L105 48V50H107V51L110 50V52H113ZM173 48L175 51L173 50ZM181 52L184 53V55H182V57L180 55ZM164 55H166V53ZM161 57H162V59H161ZM122 58L123 59L125 58V59L123 60ZM174 58H175V60H174ZM125 60L127 62H125ZM163 60L166 61L167 63L166 62L163 63ZM171 60H172V62H171ZM159 61H161V62H159ZM173 62H175V63H173ZM171 63L175 66L172 67ZM162 64H164V65H162ZM176 65L179 67V69ZM169 68H171L172 70L170 69L171 70L170 71ZM162 69H164L166 71H164ZM166 72L168 74H165ZM72 74H74V75H72ZM59 75H61V76L63 75L62 77L63 78L65 77V78L63 79ZM76 75L78 78L76 77ZM57 76L60 78H58ZM147 77H149V78H147ZM152 77H153V80H152ZM70 79H71V82H70ZM78 79H80V80L78 81ZM192 79H194V81H192ZM43 81H45V83ZM28 82L26 84L27 86L29 85ZM47 83H48V86H47ZM170 83H172V84H170ZM174 86L176 89L174 88ZM180 86H182V87H180ZM197 86L200 89L197 88ZM48 87H49V89H48ZM51 87H52V89H51ZM44 88H46V89L44 90ZM181 88L186 92H184ZM169 89L172 90V92L169 91ZM111 90H112V92H110ZM177 90H179V91H177ZM43 91H44V93H43ZM65 91H66V94L64 95ZM36 92H35L34 97H36ZM176 92H179V93H176ZM45 93L47 95H45ZM61 93H62V95H61ZM167 93H169V97H168ZM165 94L167 97L165 96ZM38 96L36 98H40ZM52 97H54V98H52ZM171 98L173 99V101H171L172 100ZM85 100H86V102H85ZM79 101H80V103H79ZM74 103H76V104H74ZM77 103H78V105H77ZM95 104H96V107H98V108L93 106ZM97 104H99V106ZM101 104H102V106H100ZM85 105H89V106H85ZM62 106L67 111H65V109L62 111V109H63ZM90 106H92V107L90 108ZM99 107L102 109H100ZM178 107L180 109V113L178 112L179 110H177ZM203 107H205V108H203ZM208 108L211 110H209ZM74 110L77 112H74ZM110 110H111V112H109ZM67 112H69V113H67ZM210 112H211V114H210ZM75 113H76V118H77L76 120H74L75 117H72V114H73V116H75ZM94 113H96L97 115ZM225 113H227V114H225ZM135 114H137V115H135ZM103 115H100V116H103ZM213 115H215V116H213ZM216 115H218V116L220 115V117L218 118ZM212 116L214 118H212ZM104 117L100 120H103ZM210 118L213 120H211ZM224 119H226V120H224ZM236 119H237V121H236ZM135 120L131 119L132 122H135ZM131 121H128V123L125 125V127L126 126L127 127L123 128V130H124V131L122 130L123 132L128 130V127H129L128 124L132 123ZM242 121L244 123L245 122L246 123L243 125ZM226 122L229 124H226ZM257 125H258V127H257ZM141 127H140V129H141ZM245 128H242L241 131L243 132V129H245ZM105 129H106V127H105ZM143 129L140 131L141 133H142ZM105 131L107 133V130H105ZM138 132L139 131H135V132L132 131L130 133L128 132L127 135L125 133H122L121 135L124 136V134H125L126 136H128V138H132V137L136 138V137L140 136L138 138V145H139V142H140L139 139L143 135L141 133H138ZM144 132L145 131H143V134H144ZM200 132H201V130H200ZM67 134H66V136H67ZM133 134H134V136H132ZM198 134L201 135L200 133H198ZM76 135L79 138L76 137ZM126 136H124L125 139H126ZM198 137H201V136H198ZM66 138H65V140H66ZM150 138H148V141L150 144H152L151 143L152 141ZM186 138L182 137L183 140ZM112 139L115 140L116 138L112 137ZM112 139L111 138L106 139L107 141L109 140L108 142L111 141L108 144H113V142H115V141L112 142ZM195 140H192V139L188 140L189 142L186 143V145L187 146L191 145L190 147H192L191 143H194L195 145H197L199 143V141H201L199 139H195ZM225 140H228L231 143V141L229 139H225ZM77 141H78V143H77ZM92 141L95 143H93ZM126 141H127V139H126ZM136 141H137V139H136ZM255 141L257 143L261 142L260 148H258V145L256 146ZM67 142H69V143H67ZM195 142H197V143H195ZM250 142L251 141H249V143ZM66 143H67V145H66ZM70 143H72L73 145ZM85 143H86V146H85ZM123 143L125 144L126 142H123ZM170 143L167 142V144H168L167 146H166V143L164 145L159 144V143H155V146L156 147L158 146V148H160V150L162 149L161 150L162 153L164 152V154H162L161 151H159L158 154L159 155L162 154V156L165 155L166 152L168 151L165 148L166 147L169 148ZM75 144H76V147H75ZM87 144L89 145L88 149H87ZM194 144H193V146H194ZM254 144H255V146H254ZM138 145L136 146V148H139ZM72 146H74V148ZM83 146H85L84 147L85 149L81 148ZM248 146L250 149L248 148ZM251 146H252V148H251ZM95 149H97V150H95ZM98 150H101V151H99V154H102V155L98 154ZM94 151H96L95 152L96 155L93 156V154H91V153H93ZM53 152L56 153V150ZM114 156H116V155H114ZM162 156L160 155L159 156L160 160H157V161L155 160L156 162L155 161H151V162L147 161L149 163L148 164V163H146V161H144L143 164H144V166L150 168V172L155 171L154 167L157 168L156 163H159V162H161L160 163L161 168L164 169V167H163V166H165L164 163L166 164L167 161L170 163L173 161V159H171L172 160L171 161L169 157H167L169 160L165 157L167 159V160H165V158L164 157L162 158ZM215 156L221 157V155L219 156V154H216ZM103 161L105 162V164ZM114 161H116V163ZM248 161H249V165H247ZM95 162H98L99 163V164L97 163L98 165H100V163L102 164V162H103V164L104 165L107 164V166L106 167L102 166V165L96 166V165H94ZM242 162H244V163H242ZM68 163H70V161L65 162L64 164H68ZM84 163L86 165L87 164L88 165L87 166L85 165L86 167H84ZM151 163H153V165ZM173 163L174 164H172V165L174 166L176 161ZM209 163H211V164H208V165H212L213 162L210 161ZM150 164L152 166H154L155 164L156 165L152 168ZM258 165L260 166V168ZM109 166H110V169H108ZM217 166H218V168H217ZM223 166L225 168H223ZM92 168L90 170H92ZM186 168H188V167H186ZM186 168L184 167L183 170H185ZM106 169L107 170L112 169L113 172L108 171V173H107ZM212 169L214 172L211 171ZM57 170L59 171V173L57 172ZM218 170L221 173H219ZM240 170H242V172ZM244 170L245 169L240 168V169H238V172L237 171H235V172L238 173V175L243 174L245 176V173H243V172H246V171H244ZM186 171L187 170L184 171V174L186 173ZM188 171H189V169H188ZM210 171H211V173H210ZM180 172H181V170H180ZM215 173H217V174L219 173V174L218 175L216 174L214 176ZM225 173H227V172H225ZM240 173H242V174H240ZM248 173L246 172V174H248ZM109 175L114 176L115 179L113 177L111 178V176H109ZM243 175H242V177L246 179L247 175H246V177H244ZM103 176L104 177L107 176L106 178L108 180L111 179V180H109L111 182H109L106 178H102ZM149 176L150 177L148 178L147 182L148 183L153 182V185H154V183H156V182L154 181L155 177L153 179V176H155V175L153 174V176H151V175H149ZM159 176L161 177L162 175H160L158 173V179L156 181L160 180ZM32 177H34L35 179H33ZM162 177H164V178H162ZM162 177H161V182L159 181L160 182L159 184L164 186V183H165L164 181H166V179H165L166 176L163 175ZM194 177H196V174H194ZM113 179H114V181L117 182V184L112 183ZM212 179H214V181H212ZM36 180H37V182H35ZM43 180H46V182L50 183V185L52 183L51 186H52L53 191L50 190L49 191V193L51 192L50 194L46 193L45 197H42V199L40 201L38 200L37 202L39 205L36 203V200H35V203H33L34 202L33 200H32L33 202L30 201L31 204H29V202H25L24 198H27L28 200L30 199V197L32 199L36 198L35 195L38 194L40 182H42ZM74 181H76V182L80 181V182H78L79 184L84 183L85 185H87L89 183V185L91 184L90 185L91 187L93 186L92 187L93 189L97 184H98L97 185L98 187L101 186L100 189H98V187H97V189H95V190H100V191H97V192H99L98 193L99 195L97 194V196H99L97 199L98 202L95 200V198H97V197H95V194L97 192L93 189H90V190L87 189L88 187L91 188L89 185H88V187H83L84 185L82 186V184H80V186H78V187H80V189L77 187V188H74L75 190H73V187H76V186H74L76 183V182L74 183ZM38 182H39V184H38ZM103 182L104 183L106 182L107 185L109 184L107 186L108 188H105L104 192H107V193H105L104 196L102 195V193H103V189L106 185L105 184L103 185L102 184ZM107 182H109V183H107ZM162 182H164V183H162ZM56 183H57V185L59 184V186H60V184H61V186H63V185H65V186H63L62 188L60 187L61 188V190H60V189H58L59 186H55ZM92 183H94L95 185H93ZM111 183L113 184V186L115 184L114 190L112 188L113 186ZM67 184H69V185H67ZM110 184L112 186L111 188H110ZM167 184L169 185V181ZM167 184L165 183L166 187H167ZM161 185H159V186H161ZM214 187H215V185H214ZM160 188H162V187H160ZM36 189H37V193L35 191H33ZM78 189L80 190V193L82 192L83 195L79 194ZM81 189L82 190L86 189L85 191H87V192H89V191L91 192L92 190L95 192L92 191L93 193L91 192L90 195H89V193H88V195H85V194H87V192H85L83 190L84 191V193H83V191H81ZM106 189L107 190L109 189V190L107 191ZM25 190L27 193L25 192ZM69 190L74 195L71 193H70V195H68L67 193H69L68 192ZM76 190L78 192V193L76 192L77 195L75 193ZM116 190H118V191H116ZM253 190L256 192L254 193ZM28 191H29V193H28ZM31 191L33 192V195L35 194L34 197H32V193H30ZM117 192H118V194H117ZM92 194H94V197L92 196V198H91ZM71 195H73L72 198L75 196V199L71 198V201L73 200L72 202L73 203L75 202L76 206H78V208H80V209L82 208L81 207L82 203H83L82 200L84 199V201L86 200L85 201L86 203H84V206L89 205L90 206L89 209L92 212L101 213L100 217L98 216L100 214L97 215L100 221H98V219L96 221V218H93V217H89V219H87V217H86L87 215L84 216V214L89 209H86V207H85L86 210L84 208H82L84 211L83 210L79 211L76 208V206L74 205L75 203L74 204L72 203L73 206L68 205L69 211L72 212L70 214V216L72 218L70 216H67L70 213L67 211L68 207L66 204L68 203V200H69V199H67L68 198L67 196L71 197ZM84 195L86 196V198ZM101 195H102V197H100ZM64 196L67 198H65ZM76 196H78V197H76ZM88 196L90 197L89 201L92 199V201L90 203L87 202ZM116 196L119 198L122 197L125 199H118ZM37 197H38V195H37ZM81 197H82V199L80 201L79 198H81ZM110 197H112L113 200H114V198L118 199L117 202H116V200L113 201L114 204H115V202H116V204L119 201L122 202L124 205L123 207H126V209L124 208L125 211L122 209L123 207H122V205H120L121 204L120 202H119L120 204L118 203L117 206L116 205L113 206L112 203H111L112 207L110 205H108L109 204L108 201L110 200ZM232 197H234V199L236 197V199L235 200L233 199V201H236V202L238 201L237 200L238 196H233V195L230 196V198H232ZM155 199H152L153 202L155 201ZM61 200L64 201V203L66 205V210L63 209L65 206ZM76 200L81 202V206H79L80 203L76 202ZM42 201H43V203H40ZM71 201H70V203H71ZM60 202L63 204V206ZM99 202H101V204ZM110 202H112V201H110ZM144 202H146L147 204ZM70 203H68V204H70ZM91 203H93V204H91ZM40 204H41V207H40ZM98 204H100V205L98 206ZM197 204L198 203H195L196 206H197ZM29 205H30V208H33L34 210L28 208ZM31 205H32V207H31ZM119 205L122 207L121 209H119V207H120ZM145 205H146V207L149 206L148 210L146 209L147 210L146 213L147 214L150 213L149 215H146V214L143 215V213H145V212H143V209L145 210V208H146ZM142 207H143V209H142ZM239 207H241V206L239 205ZM10 208H8V209L4 208L3 209L4 213L5 212L8 213L7 210H9ZM70 208H72V210ZM107 208L111 211L107 212ZM74 209H76V210L74 211ZM98 209H99V212H98ZM117 209H119L118 210L119 212L121 211L120 215L122 214V211H124V213L122 215H124V214L125 215L122 217L119 215V212H113L115 210L117 211ZM62 210L65 213H63V214L60 213L61 215L57 214ZM77 210L79 211L80 214L79 213L75 214ZM91 211H89V212L92 213ZM100 211H102L103 213ZM133 211L134 212L137 211V212L142 213L141 214L142 217L138 214H136L138 216H134L135 214L134 215L131 214L130 216L133 215V218H134L133 220H136V222L134 221V223L131 224L130 221L132 218L130 217L131 219H127V218L125 219V217H127ZM160 211H161V213H158ZM19 212H20V214H19ZM24 213H26L27 215H24ZM151 213H152V216H151ZM154 213L156 215H154ZM16 214H17V216H16ZM18 214H19V216L24 215L26 217V219L23 216L24 218H20V220L23 219L25 221L19 220V222L18 221L16 222L15 218L19 217ZM102 214H104V215H102ZM107 214H109L108 217L111 220L112 219L114 220L115 219L114 217H116V220H117L116 223L119 222L116 225L118 226L122 223V225H120V227L122 226L123 229L122 228L117 229L120 227H117L114 225V227H117V228L116 229L112 228L113 229L112 230L110 227L113 226L111 223V222H113V220L112 221L110 219L106 220L107 218H105V217H107ZM160 214L162 217L159 216ZM58 215H60V216H58ZM92 215L94 217L96 216L95 214H92ZM61 216L63 218L66 216L67 217H66V219L65 218L63 219ZM90 216H91V214H90ZM102 216H104V218H102ZM143 216H144V219H143ZM138 218H142V219H138ZM68 219H70V220H68ZM89 220L90 221L93 220L94 222H96L93 224L95 229L97 228L96 231L95 230L93 231L94 228L91 229V231H88L89 229H87V226L89 228H91L90 224H92V222H93L92 221L91 223H88L89 224L88 225L87 222ZM138 220H140V222ZM143 220H146V221L143 222ZM160 220L162 222H160ZM163 220H165V221H163ZM251 220H253V221H251ZM169 221H170V219H169ZM14 222H16V223H14ZM78 222L79 223L82 222L83 224L82 223L78 224ZM101 222H102V225L100 224ZM108 223L110 224V227H109V225L107 227ZM14 224H15V226H14ZM250 224H252V226H250ZM18 225H19V227H17ZM64 225H65V227H64ZM82 225H84V229H82L83 228ZM57 226H58V229H57ZM237 226H239V227H237ZM14 227H17V228H14ZM78 227H79V230L77 229ZM72 228H73V230H72ZM165 228H167V229L165 230ZM238 228L240 230H238ZM114 230H117V231L123 230L121 232H124L125 234L122 235V238H125V240H128V241H125V242H124V240L122 241L121 236H117L115 238L114 235L112 234V231H114ZM85 231L87 234L89 233V235H87L85 233ZM81 232L82 233L84 232V233L82 235H80ZM94 232L96 234H94ZM114 232H116V231H114ZM116 233H118V232H116ZM132 234H134V235H132ZM9 235L12 237H9ZM115 236H116V234H115ZM119 237L123 243V244L121 243V245H120L121 241H119ZM167 237H169V238L167 239ZM242 238H243V243L245 245H243V243H242V240H241ZM26 239H27V242H26ZM114 239H116V240L118 239L117 242H115ZM130 239L132 242L130 241ZM246 239H249L250 242ZM127 242H128V244L129 243L130 244L128 245ZM165 242H169L170 244L167 243V244H169V246ZM14 243H15V245H14ZM17 244L18 245L20 244L19 245L20 247ZM125 244L128 245L126 248L127 249L126 251H129L131 249L132 252L130 251L129 253L127 252L126 254H124L125 251H124V253L121 252L123 250L120 248H122L123 245L125 246ZM164 244L167 246H165ZM117 245H119L121 247L119 248V246H117ZM163 246H165V247H163ZM239 247L240 248L244 247V248L242 250ZM124 249H125V247H124ZM108 250L109 251L111 250L112 252H109ZM116 250H118V251H116ZM240 250H242V252ZM244 250L246 251V253H244L245 252ZM1 252H3V253L6 252V256H5V253L1 254ZM116 252H118V254L122 253L124 255L123 258H125V256H126V259H127V260L125 259L126 262H125V260H122L121 257ZM140 253H142V254H140ZM152 253H153V255H152ZM247 253H248V256H246ZM263 254H264V252H263ZM117 255L120 257L122 262H120L121 260L118 258ZM252 256H254L253 259H252ZM231 259H233V260H231ZM0 263H2V262H0Z\"/></svg>","mask_w":264,"mask_h":264}]
</instances>
